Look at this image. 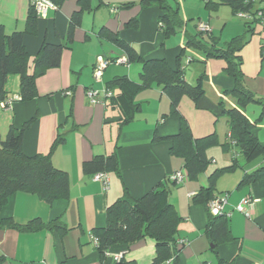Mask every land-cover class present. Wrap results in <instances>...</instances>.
I'll return each instance as SVG.
<instances>
[{
	"label": "crops",
	"instance_id": "obj_1",
	"mask_svg": "<svg viewBox=\"0 0 264 264\" xmlns=\"http://www.w3.org/2000/svg\"><path fill=\"white\" fill-rule=\"evenodd\" d=\"M77 2L67 0L60 8H48L44 17L38 16L35 34L24 38L28 54L34 56L44 40L50 43L64 41L69 18L78 10ZM90 3L91 10L83 13L80 25L74 30L72 45L62 52L59 67L47 70L36 80L37 97L28 102H13L9 108H3L10 111L4 116L8 129L10 125L20 129L32 120L23 134L22 148L26 155L47 154L57 135L64 134L65 143L54 151L52 163L67 172L69 178L67 200L48 205L34 195L16 193L0 210V218L12 217L19 224L36 218L43 223L59 218L68 227L63 235L46 230L22 233L0 229V254L5 257V264H100L91 231L105 226L106 207L123 195L124 187L133 198H138L159 183L169 187V201L181 218L178 238L185 244L180 249V264H199L203 261L216 264L210 243L203 234L206 224L204 209L192 205L191 198L207 185L209 176L215 170L230 166L233 160L237 162V169L221 175L216 181L215 195L227 199L225 211L231 214L229 227L233 237L218 247V254L223 260H234V264H264V188L258 185L238 188L243 174L254 171L259 165L249 167L252 162L240 164L238 159L242 155L238 148L232 144L222 146L230 142L227 120L224 133L221 136L216 134L220 144L206 151L211 161L207 170L194 180L185 178L181 183L172 184L168 179L175 172H183L182 160L170 155L169 142L154 141L155 135L172 136L179 130L178 118H162L170 110L168 97L155 86L138 93L133 101L140 110L131 122L121 126L119 110L106 105L110 95L106 85L113 78L124 75L135 82L140 66L131 70L129 67L133 65L126 63L125 53L98 37L102 28L117 33L140 56L165 59L171 67H175L179 47L165 46L166 42L157 27L158 9L149 7L141 10L139 1L136 3L133 0H90ZM129 3L133 6L121 7ZM29 4L30 0H0V23L4 25L6 34L24 30ZM136 7L137 13L133 14L131 11ZM135 17L138 18L137 28L126 29L127 22ZM200 22L197 21L198 24ZM255 35V38L258 37L256 46L259 52L253 58V69L250 73L246 71L244 58L250 39L240 52L242 71L246 87L258 98L264 99V77L260 75L262 66L259 60L261 53L264 57V32L257 27ZM99 58L107 65L98 75ZM117 60L123 63H117ZM200 60L203 58L200 57ZM203 64L206 96L213 102L222 99L234 106V102L224 95L233 87L232 79L223 73L225 63L210 59ZM195 72L198 70L195 69ZM184 79L188 83L186 76ZM93 92L97 93L95 103L90 102L88 95ZM12 95L18 96L19 90L10 93ZM178 111L187 122L193 138L216 133L214 121L217 119L207 111L197 110L189 98H181ZM257 137L260 139L258 129ZM114 151L117 153L120 177L108 173L109 186L104 190L101 183L82 173L81 164L94 156H106ZM170 185L180 189H170ZM248 197L256 200L250 210V218L233 210ZM154 255V242L145 239L129 247H113L110 260L118 256L119 260L151 264Z\"/></svg>",
	"mask_w": 264,
	"mask_h": 264
},
{
	"label": "trees",
	"instance_id": "obj_2",
	"mask_svg": "<svg viewBox=\"0 0 264 264\" xmlns=\"http://www.w3.org/2000/svg\"><path fill=\"white\" fill-rule=\"evenodd\" d=\"M56 9L60 8L67 0H48ZM205 8L209 11L219 5H226L234 16L248 18L244 23V33L235 36L219 47L216 37L209 30L199 31L188 35L186 47H192L200 52L203 60L189 57V61L204 63L207 60H222L225 63L223 73L233 81L231 90L224 95L234 102L229 105L220 99L211 101L203 89L202 73L195 84L185 81V69L180 53L175 60V67H171L165 59H147L137 54L130 45L119 38L117 33H112L102 28L97 34L121 49L126 57V63L139 64L138 81H132L126 75L113 78L107 89L110 95L106 100L107 106L119 110L121 118L119 124L131 122L140 110L135 104L134 97L153 86L165 94L170 102L167 115L179 119L180 126L177 134L166 137L154 136V141L170 143L171 156L180 158L183 163V172L188 180H194L204 173L211 161L207 158V149L220 143L216 133L202 138H193L185 119L180 115L178 106L182 97L189 98L197 110L207 111L216 119L225 117L228 124V139L222 146L230 144L238 148L246 162H251L258 157H264V142L257 137L256 122L264 120V99L256 98L246 87L242 71L243 60L240 52L250 41V36L255 35L259 27L264 32V0H203ZM78 10L74 11L68 23V31L63 42L50 43L43 41L32 56L28 54L24 38L36 32L38 15L31 3L28 7L25 28L6 34L4 25L0 23V104L8 100L13 102H28L37 97L36 80L49 69L58 68L62 52L73 43V33L81 23L83 13L91 10L90 0H78ZM259 4V6H257ZM141 10L155 7L159 11L157 27L163 38H168L175 33L177 28H182L184 21L178 9L169 3V0H139ZM133 3L124 4L122 8H129ZM138 18L128 21L125 28L136 29ZM197 28V26H196ZM205 34V36H204ZM88 38V36H86ZM183 51V50H182ZM9 76L19 79V95L12 97L6 90ZM113 91V92H112ZM250 103L261 107L259 118L250 122L244 114V109ZM26 122L20 129L10 125L4 137L0 134V210L8 200L18 192L36 196L44 203L51 205L54 201L69 198V178L67 172L56 168L52 163V155L56 148L65 143L64 134H58L47 154L26 155L23 152V134L31 124ZM235 160L228 167L215 170L208 178L205 187H201L191 198V204L202 206L205 212L206 224L203 230L211 246V252L216 258V264H234V260H223L218 254L221 244L233 239L229 217L225 214L212 215L209 203L218 198L215 195L217 179L226 173L237 169ZM83 174L93 177L96 173L115 174L120 177L117 153L97 155L81 164ZM168 182H175L168 179ZM249 185H258L264 188V165L254 171L243 174L238 188ZM170 190L165 183H159L138 198H133L124 187L123 195L105 209L106 223L103 227H96L91 231V236L97 239L95 249L99 255L100 264H136L133 261L120 259L110 260V251L115 246L129 247L132 244L149 239L155 244V255L151 264H180L179 253L185 241L178 238V225L181 222L177 211L169 201ZM1 230H15L22 233H35L50 231L63 235L68 227L59 218L43 223L40 219H32L25 224H19L12 217L0 218ZM6 259L0 254V264H5ZM199 264H208L206 261Z\"/></svg>",
	"mask_w": 264,
	"mask_h": 264
},
{
	"label": "rangeland",
	"instance_id": "obj_3",
	"mask_svg": "<svg viewBox=\"0 0 264 264\" xmlns=\"http://www.w3.org/2000/svg\"><path fill=\"white\" fill-rule=\"evenodd\" d=\"M127 1H131V0H127ZM133 1H136L137 3L139 0H133ZM213 1H217V0H213ZM169 3L172 4L173 7H176L178 9V13L182 18V20L184 21V25L182 28H177L175 30V33L171 34L168 38L164 39L166 42L165 46L174 47V48L179 47L178 55L182 53L181 58L185 69L186 79L189 84H195L197 77L200 76L205 70V64L196 61H192V62L189 61V57L200 59L202 55L196 49L189 46L186 47L185 42L188 38V35H194L198 32L197 21L198 20L201 21L200 23H204L208 27V29H210L214 37H216L219 47H222L231 38L238 35H242L244 33L245 30L244 23L248 21V18L234 16L231 12V9L226 5H219L217 6V8L208 11L204 6L203 0H169ZM257 6H259V4H257ZM131 12L133 14L137 13V7L133 9ZM98 16L99 15H97V17ZM195 24L197 28L195 27ZM256 36L257 35H253L249 37L251 39V43L247 45L248 49L246 51V54L244 53L245 54L244 58L246 62V71L248 70L247 71L248 73L252 71L253 61H254L253 58L259 52V48L258 46H256V40L258 38V37L255 38ZM262 43L264 44V39H262ZM259 60H261L260 65L262 66V71L260 75L264 77V57L262 53ZM131 65H133L132 67H129L131 68V70H134L135 69L134 67H139L138 64H131ZM124 68L128 69L127 67ZM195 69H197L198 72H195ZM135 77L137 81L138 79L137 73ZM8 80L9 81L6 86L8 92L10 93L17 92L19 90L18 78L16 76H10ZM255 97L258 98V96L256 95ZM245 111H246L245 113L246 117H248L250 121L255 122L257 118H259L260 116L261 108L256 103H250L245 108ZM9 112L10 111L8 109H3L0 107V134L2 137L5 136L8 129L6 128L4 116H6L5 114H8ZM225 121H226L225 117H220L219 119L214 121L216 134L218 133L221 136V134L224 133L223 131H225L224 129L226 124ZM256 128L258 129V133H259V138H260L259 141L264 142V120L263 122H256ZM238 161L240 164H244V162H246L243 156H239ZM251 162L252 163L248 165L249 167L254 165L262 166L264 165V157H260L259 159L256 158ZM170 189L177 190L180 189V187L178 186L173 187L172 185H170ZM18 193L26 194L23 192H18ZM221 195L225 196V194H219V196Z\"/></svg>",
	"mask_w": 264,
	"mask_h": 264
},
{
	"label": "built area",
	"instance_id": "obj_4",
	"mask_svg": "<svg viewBox=\"0 0 264 264\" xmlns=\"http://www.w3.org/2000/svg\"><path fill=\"white\" fill-rule=\"evenodd\" d=\"M32 5L35 8V11L39 17H44L46 15V10L48 8H55L48 0H31ZM198 30L199 31H207L209 30L208 27L204 23L198 24ZM100 64L96 68V74H100L101 70L106 67L107 62L103 61L101 58H99ZM117 63H123L121 60H117ZM90 102L95 103L96 102V92L88 93ZM16 98V97H15ZM12 102L8 100L6 103L0 104L2 108H9L11 106ZM186 176L184 172H175L171 175L170 180L174 181L175 183H181L185 180ZM93 181L99 182L102 184L103 189L107 190L109 186V179L106 173L100 172L96 173L92 177ZM256 200L252 198H245L242 200L237 206L234 207V211H237L244 215L246 218L251 217L250 210L253 206V203ZM227 205V199L226 197L223 198H217L209 203V211L212 215H221L225 214L226 217H230V213L225 211V207ZM91 239L94 243V245L97 242V239L91 236ZM114 261H118L119 257L115 256L113 257Z\"/></svg>",
	"mask_w": 264,
	"mask_h": 264
}]
</instances>
